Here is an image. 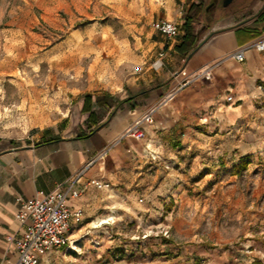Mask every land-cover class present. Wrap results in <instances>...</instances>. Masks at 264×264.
I'll return each mask as SVG.
<instances>
[{"label":"crops","instance_id":"0c3cea01","mask_svg":"<svg viewBox=\"0 0 264 264\" xmlns=\"http://www.w3.org/2000/svg\"><path fill=\"white\" fill-rule=\"evenodd\" d=\"M209 1V8L206 0L153 2L146 21L151 27L146 35L147 66L124 89L86 94L77 103V118L66 116L23 143L0 148V264L17 259L22 234L16 217L19 199L66 190L83 171L76 184L81 195L69 201L73 210L83 211L80 222L71 221L73 239L101 223L112 226L106 220L117 227L116 220H123L115 216L117 207H130L127 202L137 205L142 192L152 193L148 165L175 160L178 172H186L183 163L190 162L198 148L204 156L213 150L224 160L232 155L244 160L259 153L264 146V52L254 44L264 38V0H233L227 7ZM200 5L201 10L192 9ZM188 15L193 18L190 29L185 26ZM201 16L205 22L197 27ZM161 20L178 24L180 35L167 38L154 30L153 23ZM242 49L245 60L240 62L232 56ZM183 69L186 76L180 73ZM203 70L210 71L208 82L178 90ZM88 95L109 100L111 107L101 109L99 124L109 120L91 137L80 139L94 129L86 126L89 115L82 113ZM155 108L153 123H143L134 131L143 132V137L127 135ZM92 179L111 188L97 189L89 185ZM139 205L148 206L145 198ZM97 234L98 247L90 249V239L85 238L76 244L78 254L65 248L53 250L41 258V264H253L251 258L261 259L242 249L197 252L164 240L158 243L157 258L133 260L122 244V234Z\"/></svg>","mask_w":264,"mask_h":264},{"label":"rangeland","instance_id":"374dc122","mask_svg":"<svg viewBox=\"0 0 264 264\" xmlns=\"http://www.w3.org/2000/svg\"><path fill=\"white\" fill-rule=\"evenodd\" d=\"M153 2L159 0H0V148L77 118L86 94L124 89L147 66ZM199 20L197 27L205 22ZM202 152L183 163L186 172L175 160L148 165L152 193L138 191L148 206L138 198L117 207V227L106 220L112 226L86 230L76 244L89 238L96 248L98 231L119 233L133 260L152 261L158 243L174 240L197 252L242 249L264 264V146L244 160Z\"/></svg>","mask_w":264,"mask_h":264},{"label":"built area","instance_id":"2783aa9c","mask_svg":"<svg viewBox=\"0 0 264 264\" xmlns=\"http://www.w3.org/2000/svg\"><path fill=\"white\" fill-rule=\"evenodd\" d=\"M153 29L160 32L167 38H175L180 35V27L173 21L161 20L153 23ZM254 48L259 52H264V38L254 44ZM245 49L239 50L232 57L237 61L245 60ZM183 76L187 73L185 69L180 72ZM209 70L198 72L193 78L186 79L178 90L193 84L194 82L206 83L210 80ZM172 97L169 98V100ZM158 108L151 110L142 120L137 122L136 127L130 129L127 135H134L136 138L144 136L143 132L134 133L143 123H153L154 116ZM156 160V156H152ZM79 177L72 180L68 189L56 191L49 194L40 193L32 200L19 199L20 207L17 220L22 225V234L17 241V259L15 262L7 264H41V258L50 251L65 248L72 251L76 249V241L71 236V221L82 220L83 211L73 210L69 206L71 199H76L81 195V190L76 188ZM89 185L97 189L111 188L109 183H104L98 179L89 181Z\"/></svg>","mask_w":264,"mask_h":264},{"label":"trees","instance_id":"16d2710c","mask_svg":"<svg viewBox=\"0 0 264 264\" xmlns=\"http://www.w3.org/2000/svg\"><path fill=\"white\" fill-rule=\"evenodd\" d=\"M192 9L201 10V5L195 7L193 6ZM192 23H193V18L190 17V15H188L185 23L187 29H190L192 27ZM109 107H111L109 100L102 102L101 100L94 98V96L92 95H88L84 98V106L82 109V113L89 115L85 123L89 129H91L92 127H94V129H92L89 133L81 134L79 136L80 139H86L91 137L97 131H99L108 124L109 119L102 124L99 123L101 120L100 117L101 109H108Z\"/></svg>","mask_w":264,"mask_h":264},{"label":"flooded vegetation","instance_id":"af4514ba","mask_svg":"<svg viewBox=\"0 0 264 264\" xmlns=\"http://www.w3.org/2000/svg\"><path fill=\"white\" fill-rule=\"evenodd\" d=\"M228 0H218V3L224 6L225 3H227Z\"/></svg>","mask_w":264,"mask_h":264},{"label":"water","instance_id":"95a60500","mask_svg":"<svg viewBox=\"0 0 264 264\" xmlns=\"http://www.w3.org/2000/svg\"><path fill=\"white\" fill-rule=\"evenodd\" d=\"M233 0H228L227 3L224 4V7H227L229 4H231Z\"/></svg>","mask_w":264,"mask_h":264}]
</instances>
